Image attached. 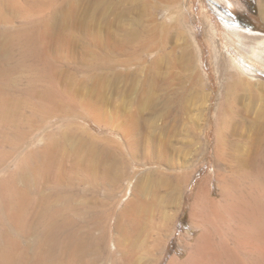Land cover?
<instances>
[{
	"label": "rangeland",
	"instance_id": "374dc122",
	"mask_svg": "<svg viewBox=\"0 0 264 264\" xmlns=\"http://www.w3.org/2000/svg\"><path fill=\"white\" fill-rule=\"evenodd\" d=\"M259 5L0 0V264L186 255L199 185L210 178L218 193L219 157L241 154L264 113L263 97L237 90L217 143L214 41L246 81L264 82V64L225 26L264 37Z\"/></svg>",
	"mask_w": 264,
	"mask_h": 264
},
{
	"label": "bare ground",
	"instance_id": "6f19581e",
	"mask_svg": "<svg viewBox=\"0 0 264 264\" xmlns=\"http://www.w3.org/2000/svg\"><path fill=\"white\" fill-rule=\"evenodd\" d=\"M259 1L264 18V0ZM225 26L231 42L247 57L264 64L263 36ZM211 33L214 39L213 30ZM214 43L223 88L218 108H227L235 100L237 90L254 92L264 100V82L246 81L241 65L233 57L226 62ZM220 115L216 130L219 145L225 142L223 124L230 127L231 119L226 109ZM248 128L243 152L237 150L241 154L226 160L220 154L215 170L218 193H214L210 178L199 185L190 212L192 225L199 233L193 241L185 243L186 255L174 256L168 264H264V113L260 112ZM191 236L189 233L186 238Z\"/></svg>",
	"mask_w": 264,
	"mask_h": 264
},
{
	"label": "trees",
	"instance_id": "16d2710c",
	"mask_svg": "<svg viewBox=\"0 0 264 264\" xmlns=\"http://www.w3.org/2000/svg\"><path fill=\"white\" fill-rule=\"evenodd\" d=\"M183 219H186V214H184V215L182 216L181 220H183ZM181 220H180V222H181ZM179 225H180V223H179ZM178 228H179V226H178Z\"/></svg>",
	"mask_w": 264,
	"mask_h": 264
}]
</instances>
